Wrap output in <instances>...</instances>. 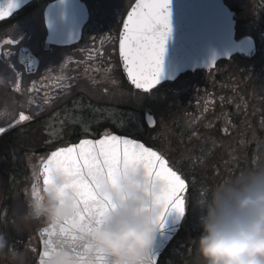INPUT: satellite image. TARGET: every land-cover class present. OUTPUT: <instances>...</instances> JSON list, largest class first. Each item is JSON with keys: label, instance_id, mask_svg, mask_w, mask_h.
Listing matches in <instances>:
<instances>
[{"label": "flooded vegetation", "instance_id": "af4514ba", "mask_svg": "<svg viewBox=\"0 0 264 264\" xmlns=\"http://www.w3.org/2000/svg\"><path fill=\"white\" fill-rule=\"evenodd\" d=\"M222 1L237 51L150 93L130 84L119 56L122 21L135 0H32L0 21V127L7 129L0 134V233L10 246L0 264H15L10 249L33 264V224L22 216L33 187L43 189L40 170L51 151L104 134L159 151L188 182L180 229L158 264H199L198 201L221 180L264 165V0ZM208 2L171 0L164 55L189 53L195 34L209 33L195 7ZM21 112L31 119L18 122Z\"/></svg>", "mask_w": 264, "mask_h": 264}, {"label": "clouds", "instance_id": "9594fccd", "mask_svg": "<svg viewBox=\"0 0 264 264\" xmlns=\"http://www.w3.org/2000/svg\"><path fill=\"white\" fill-rule=\"evenodd\" d=\"M67 185L69 178L54 171L47 187L28 200L22 216L25 221L44 218L49 226L43 264H80L72 243L86 245L83 264H93L97 254L106 264H149L163 209L158 197L167 190L164 180L150 177L143 167L121 171L115 183L100 175L96 190L110 206L102 217L82 220L76 209L78 190ZM197 205L202 232L194 241L204 264H264V165L221 180ZM5 248L10 246L0 233V253ZM10 256L15 264L25 262L22 251L10 249Z\"/></svg>", "mask_w": 264, "mask_h": 264}, {"label": "snow or ice", "instance_id": "6c2138e0", "mask_svg": "<svg viewBox=\"0 0 264 264\" xmlns=\"http://www.w3.org/2000/svg\"><path fill=\"white\" fill-rule=\"evenodd\" d=\"M170 3L171 0H135L122 21L119 39L122 67L130 83L145 93H150L161 82L166 42L172 31ZM18 7L17 0H9L7 7H0V19L12 15ZM18 42L9 41L14 44ZM215 64L213 61L210 66L214 67ZM12 67L15 68V65ZM30 119L29 115L21 112L18 122ZM146 120L150 125L155 123L151 114ZM6 131V128L0 127V134ZM224 131L227 132V128ZM133 167H143L150 177L162 179L167 185V190L158 197L163 204L158 218L159 226H163L162 221L172 212L179 217L185 215L188 182L170 166L164 155L139 140L115 134H104L99 139H81L78 143L51 151L42 163L41 174L45 187L50 183L54 171H61L69 178L67 186L76 188L79 193L76 209L82 220L88 216L102 217L110 206L109 199L98 194L96 178L103 175L115 183L121 171ZM37 192L38 189L33 187L32 195ZM61 231L66 235L65 228ZM49 234V226L40 230L42 250L38 255V264H43L47 254L46 238ZM71 247L80 264H83L88 259L86 245L72 243ZM93 264H106V261L102 255L97 254ZM152 264H155L154 257Z\"/></svg>", "mask_w": 264, "mask_h": 264}, {"label": "water", "instance_id": "95a60500", "mask_svg": "<svg viewBox=\"0 0 264 264\" xmlns=\"http://www.w3.org/2000/svg\"><path fill=\"white\" fill-rule=\"evenodd\" d=\"M29 1L30 0H17L19 4L17 9ZM8 3L9 0H0V7H7ZM200 7H203V9L206 8L204 12H199L201 16H208L204 21L211 26L216 24V22L222 23V32L217 33L216 31L215 35L211 34L209 36L206 34L203 35L201 32L196 33L193 39V47L190 49L189 53H174L171 56L164 55L161 82L167 79H173L187 70H194L210 65L213 61L234 52V21L232 20V14L223 4L222 0H210L208 4L201 5ZM204 21L201 19L200 23H204ZM182 218L183 217H179L176 213L172 212L162 221V227L158 225V236L152 249L149 264H152L153 257L155 258V264H157L160 254L177 233ZM45 227H48V225ZM39 237L41 241L40 231ZM41 250L42 242L40 251Z\"/></svg>", "mask_w": 264, "mask_h": 264}, {"label": "rangeland", "instance_id": "374dc122", "mask_svg": "<svg viewBox=\"0 0 264 264\" xmlns=\"http://www.w3.org/2000/svg\"><path fill=\"white\" fill-rule=\"evenodd\" d=\"M18 190H21L20 183H19V186H18ZM19 205H20V204H19ZM27 222L33 224V226H32L33 229H32V233H31V237H32V236L35 237L36 232H37V230H38V227H41V226H44V225L47 224L44 218L35 219V220H28ZM17 223H18V225L23 224V223H22V220L20 219V215H18V221H17ZM20 229H21V228H20ZM30 229H31V226L29 227V230H30ZM22 234L24 235V232H22ZM195 258H196V259H193V260H196L197 263H198V262H199V264H202V263H203V260L200 259V258L198 257V255L195 256ZM30 260H31V259H30ZM30 260H29V261H30ZM32 260L34 261V264H36V263H35V258H33ZM198 260H201V261H198ZM29 261H28V263H29ZM192 263H193V262H192Z\"/></svg>", "mask_w": 264, "mask_h": 264}]
</instances>
